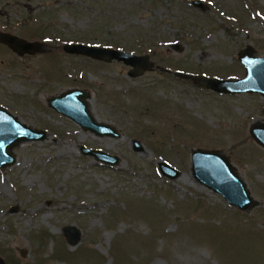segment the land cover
Segmentation results:
<instances>
[{
    "label": "rangeland",
    "instance_id": "rangeland-1",
    "mask_svg": "<svg viewBox=\"0 0 264 264\" xmlns=\"http://www.w3.org/2000/svg\"><path fill=\"white\" fill-rule=\"evenodd\" d=\"M0 32L41 46L18 55L0 43V107L47 134L17 145L16 163L0 169L4 264H264V148L250 135L264 123V98L179 75L243 78L238 53L250 45L264 57V0H0ZM69 43L149 55L154 65L132 78L122 62L66 53ZM75 88L92 94V114L120 137L96 136L49 107ZM196 149L229 158L258 206L241 211L201 184ZM69 226L80 229L76 246Z\"/></svg>",
    "mask_w": 264,
    "mask_h": 264
},
{
    "label": "water",
    "instance_id": "water-1",
    "mask_svg": "<svg viewBox=\"0 0 264 264\" xmlns=\"http://www.w3.org/2000/svg\"><path fill=\"white\" fill-rule=\"evenodd\" d=\"M202 6L201 2H195ZM0 43L7 45L18 55L34 54L40 51V44L26 41L16 35L0 32ZM180 50L178 44L173 45ZM64 51L71 55L85 56L93 60L110 63L122 62L131 67L129 76L138 77L150 70L154 63L149 55H136L110 47L91 46L82 43H69L64 46ZM238 59L245 68L243 78H211L204 75L182 74L185 78L192 79L196 84L218 94L239 95L260 94L264 98V57L256 56L255 49L248 45L238 53ZM92 94L87 90L70 89L48 100L50 108L63 116L71 119L83 130L90 131L99 137H120V133L112 126L96 120L90 108ZM251 137L264 148V123H257L250 128ZM47 138L42 130H34L22 123L10 111L0 107V169L12 166L17 157L13 149L28 141H41ZM82 153L96 158L99 162L108 165H117L118 158L100 150L82 148ZM192 171L195 178L208 189L221 195L229 205L241 210L249 211L259 202L254 199L245 180L238 175L229 158L217 150L196 149L192 152ZM161 172L169 177L176 178L179 171L168 165L160 164ZM68 243L76 246L81 238L80 229L69 226L64 230ZM0 264H4L0 260Z\"/></svg>",
    "mask_w": 264,
    "mask_h": 264
}]
</instances>
